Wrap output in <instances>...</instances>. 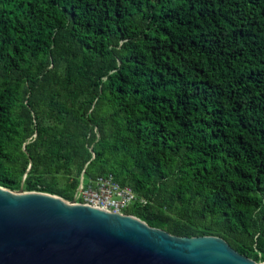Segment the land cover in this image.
<instances>
[{"label": "trees", "instance_id": "trees-1", "mask_svg": "<svg viewBox=\"0 0 264 264\" xmlns=\"http://www.w3.org/2000/svg\"><path fill=\"white\" fill-rule=\"evenodd\" d=\"M80 173L264 261V0H0V185Z\"/></svg>", "mask_w": 264, "mask_h": 264}, {"label": "water", "instance_id": "water-1", "mask_svg": "<svg viewBox=\"0 0 264 264\" xmlns=\"http://www.w3.org/2000/svg\"><path fill=\"white\" fill-rule=\"evenodd\" d=\"M0 264H264L217 235L180 236L141 217L0 185Z\"/></svg>", "mask_w": 264, "mask_h": 264}, {"label": "built area", "instance_id": "built-area-1", "mask_svg": "<svg viewBox=\"0 0 264 264\" xmlns=\"http://www.w3.org/2000/svg\"><path fill=\"white\" fill-rule=\"evenodd\" d=\"M79 179L72 199L76 202L101 206L110 211L125 212V209L137 199L136 192L129 185L120 184L113 174L85 178L83 173H80Z\"/></svg>", "mask_w": 264, "mask_h": 264}]
</instances>
